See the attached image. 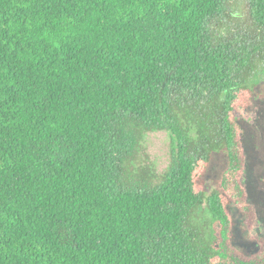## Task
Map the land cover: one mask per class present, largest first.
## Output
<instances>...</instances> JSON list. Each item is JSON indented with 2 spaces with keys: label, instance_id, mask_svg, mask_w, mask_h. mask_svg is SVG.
<instances>
[{
  "label": "trees",
  "instance_id": "16d2710c",
  "mask_svg": "<svg viewBox=\"0 0 264 264\" xmlns=\"http://www.w3.org/2000/svg\"><path fill=\"white\" fill-rule=\"evenodd\" d=\"M234 1L0 0V264H264L233 245L264 0Z\"/></svg>",
  "mask_w": 264,
  "mask_h": 264
},
{
  "label": "rangeland",
  "instance_id": "374dc122",
  "mask_svg": "<svg viewBox=\"0 0 264 264\" xmlns=\"http://www.w3.org/2000/svg\"><path fill=\"white\" fill-rule=\"evenodd\" d=\"M229 5L230 9L236 5ZM257 84L255 97L241 117L243 144L247 156L246 185L249 200L256 211L252 227H244L242 218L234 214L233 245L244 254H252L264 238V69L252 81ZM146 163L162 174L171 160V139L166 131L150 132L143 144ZM226 165V157L214 154L210 163L209 177L217 178Z\"/></svg>",
  "mask_w": 264,
  "mask_h": 264
}]
</instances>
